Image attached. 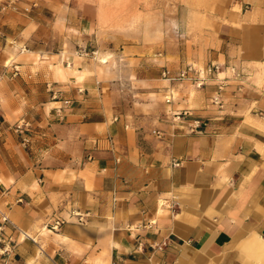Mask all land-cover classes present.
<instances>
[{"label":"crops","instance_id":"0c3cea01","mask_svg":"<svg viewBox=\"0 0 264 264\" xmlns=\"http://www.w3.org/2000/svg\"><path fill=\"white\" fill-rule=\"evenodd\" d=\"M17 1L0 0V214L16 228L0 264H264V86L245 77L264 68V0L203 61L244 76L175 98V81L137 70L127 94L129 76L78 51L99 32L83 3Z\"/></svg>","mask_w":264,"mask_h":264},{"label":"rangeland","instance_id":"374dc122","mask_svg":"<svg viewBox=\"0 0 264 264\" xmlns=\"http://www.w3.org/2000/svg\"><path fill=\"white\" fill-rule=\"evenodd\" d=\"M78 1L96 13L99 26V32L96 38L94 37L95 42H91L90 45H86L78 51L92 63L103 64L107 72L129 76L131 82L127 81L128 84L125 85L123 82L119 84L120 88L126 87L125 93L127 94L128 92L131 94L129 88L135 86V70L163 80L167 79L162 76L164 70H169L171 74H177L189 67L196 71L205 70L213 64L218 69L213 71L207 81L214 80L223 71L230 72L235 78L244 76L241 70L236 67L211 62L206 67L202 66L205 56L210 50H215L208 44L226 42L229 37V27H239L240 22L246 18L248 21H254V15L251 12L252 7L257 6L254 3L258 0ZM101 56L108 57L106 63L100 62ZM233 68L235 69L234 75ZM245 75L250 84L256 87L264 86V68L251 70ZM222 76L220 75V79ZM188 82L189 84L182 85L181 81H175L178 85L175 88L174 98L175 96L179 97V92L183 88H189L190 91L200 89L196 88L192 82ZM159 87L161 86L157 88ZM119 92L118 98H122L123 93L121 90ZM127 96L125 95L124 98ZM216 96L221 100L219 93L214 97ZM130 97L133 98V95ZM166 98L162 97L161 102L165 103ZM172 102L170 99L165 104L169 105ZM213 104H215L214 98ZM222 104L221 100L219 106ZM220 116H225V113ZM174 118L188 120L190 124L195 120L203 121V118L195 116L189 110L175 113ZM20 121L15 123L13 129L22 136V139L27 137L29 143L33 128L28 122V130L21 132L16 127Z\"/></svg>","mask_w":264,"mask_h":264},{"label":"built area","instance_id":"2783aa9c","mask_svg":"<svg viewBox=\"0 0 264 264\" xmlns=\"http://www.w3.org/2000/svg\"><path fill=\"white\" fill-rule=\"evenodd\" d=\"M17 0H7V7H9L11 10L17 11ZM25 11H27V8L24 9ZM218 67L211 64L210 66H208L205 70H200V71H196L193 68H186L183 69L181 71H179L177 74H171V72L169 70H164L162 75L163 77L167 78L168 80L171 81H182V80H187L192 82V84H194V86H196V88H201L203 85H205L206 81L208 80L209 76H212L213 71L217 70ZM233 71V75H234V71L235 69H232ZM237 76V75H236ZM48 91L52 94V97L54 98L56 96V94L58 92L54 91L52 89L51 86H47ZM78 93H83V89L82 88H78L77 89ZM219 97L216 96L214 97V103L217 105H221V100L218 99ZM72 100L67 99L65 101V104H70ZM170 99L166 98V102H169ZM60 109H57V111L59 112ZM187 113V112H186ZM184 113V114H186ZM260 117L264 118V113L262 112H258L257 113ZM202 126H204L203 122L200 120H195L193 121L192 124H190L189 126V132H196V131H200ZM17 129L21 130V132L27 131L28 127H29V123L25 122L24 120H21L20 122H18L17 124ZM23 144H27L28 143V138L27 137H23L22 139ZM176 166L178 164H175ZM168 209H170L171 211H175V207L176 204L174 203H169L167 205ZM76 216H78V220L79 222H83L82 217L79 216L78 214H76ZM65 220H56L55 222H53V224L50 225V229L52 230H57L58 227L62 224H64ZM10 226L11 228H13L14 230H16V228L10 223V221L8 220V218L2 214H0V254L2 255H7L9 252H11V247L12 245L16 244V240H13L12 236H4V229L6 227ZM30 238L28 234L22 232L19 233V239L21 241L26 240ZM165 245V243H162L161 245H153L152 248L153 249H157V250H161V248Z\"/></svg>","mask_w":264,"mask_h":264},{"label":"bare ground","instance_id":"6f19581e","mask_svg":"<svg viewBox=\"0 0 264 264\" xmlns=\"http://www.w3.org/2000/svg\"><path fill=\"white\" fill-rule=\"evenodd\" d=\"M107 59H108L107 56H101V57L99 58V60H100L101 63H106V62H107Z\"/></svg>","mask_w":264,"mask_h":264}]
</instances>
